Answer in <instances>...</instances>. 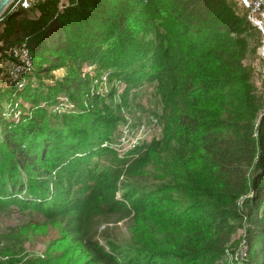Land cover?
I'll list each match as a JSON object with an SVG mask.
<instances>
[{
    "label": "trees",
    "instance_id": "16d2710c",
    "mask_svg": "<svg viewBox=\"0 0 264 264\" xmlns=\"http://www.w3.org/2000/svg\"><path fill=\"white\" fill-rule=\"evenodd\" d=\"M62 3L34 0L29 9L13 4L0 23V38L9 42L13 36L38 59L21 80L6 73L10 85L5 92L0 89V209L14 207L40 217L59 239L69 241L64 252L53 254L55 264H220L238 222L247 246L243 263L264 264V106L256 122L259 108L251 94L239 93L245 44L240 37L248 29L229 0ZM68 59L118 78L125 84L126 101L131 91L158 84L165 107L175 113L173 141L202 165L184 181L173 176L179 186L168 182L171 175L163 181L164 192L171 191L167 195L175 192L192 201L187 218L181 220L168 208L174 200H164L158 186L116 198L123 172H133L145 159L126 166L128 160L110 149L123 118L103 99L93 97L84 114L63 112L60 123L50 124L47 111L57 105L84 108L80 102L91 83L73 70L46 90L35 86L37 79L54 78L51 73ZM8 61H17L11 51ZM19 99L29 108L22 104L11 113ZM236 106L240 115L230 112L222 118L213 112ZM8 115L17 122H8ZM109 156L111 166L96 163ZM154 163L164 172L160 179L169 175L170 156L160 154ZM27 171L33 176L25 182ZM114 214L131 215L141 225L167 214L176 232L168 229L165 241L170 244L164 246L157 237L167 229L159 231L153 222L143 228L139 244L144 251L126 253L109 239L107 245L98 239L104 215ZM29 228L0 232V247L7 245L0 254L9 257L0 264L51 263L22 255Z\"/></svg>",
    "mask_w": 264,
    "mask_h": 264
},
{
    "label": "rangeland",
    "instance_id": "374dc122",
    "mask_svg": "<svg viewBox=\"0 0 264 264\" xmlns=\"http://www.w3.org/2000/svg\"><path fill=\"white\" fill-rule=\"evenodd\" d=\"M69 1L70 0H61L64 4H67ZM229 3L234 8V12L238 14L242 20V26H247L246 28L248 29L247 32L240 37L243 42L245 41V44L239 63L241 68L239 73L243 76L241 80L243 86H240L239 93L243 96L245 92L251 94L254 102L253 104L259 108L256 116V122H258L263 113L262 108L264 106V38L257 27L252 24V26H249L246 23L247 13L245 9L236 0H229ZM2 37L0 39H2ZM18 46L13 36L10 38L9 42H6V38L4 41L0 40V89H3V92L7 91L5 89L10 85L6 73H8L11 62H6V57H8L11 50L13 51ZM34 61L36 64L38 59ZM75 62L78 61L68 59L63 68L57 69L51 73V76L54 78L44 80L37 79L35 86L38 84L42 90H46L48 86H53L55 80H62L66 75L71 74L73 70L81 73L84 78L89 77L91 81L88 92L80 102L84 108L73 103L69 105L67 103L57 105L52 110L49 109V112L47 111L46 117L50 124L60 123L63 112L75 115L84 114L92 107L91 101L93 97L96 99H103L117 115L123 118L122 122L116 127L115 137L109 144L110 149L117 153L120 159L128 160L126 166H128V164H133L136 159H145L142 164H139L141 166H134L133 172H123L117 184L118 189L115 195L116 198L120 199L126 193H143L153 190L158 186L164 200H169L168 198L174 200V202L167 204L168 208L173 212L175 211V214H177L181 220L187 218L184 215L186 211H188V207L192 204V201L183 194L179 195L175 192L167 195L171 191L164 192L162 186L163 181L168 180V177L171 175L168 182L173 186H179L178 184H181L184 178H188L191 172L201 171L202 165L199 163L198 159H194L193 154L181 149V147L173 141L174 126L171 119L175 116V113H172L165 107L164 96L163 93L158 90V84H146L137 90L131 91L126 101L124 99L125 84L118 78L111 79L108 74L99 71L93 64L84 63L82 66ZM18 79L21 80L22 77ZM28 83L29 82L26 81L25 85H28ZM62 100L65 99L62 98ZM11 102L12 101H10V103L5 102L4 108L9 110ZM37 102L41 104V102ZM22 104L29 108L27 103L24 101L21 102L19 99L18 104H14L11 107V113L14 110L16 113V110L19 109ZM213 112L218 113L222 118H226L230 112L239 114L237 106L234 110L217 107ZM16 119L17 118L8 115L7 121L17 122L15 121ZM105 146L106 145H103V147ZM195 151L199 154L198 149H195ZM160 154H162L164 158L171 157L172 168H169V175L164 179H160L164 172L159 170L154 163ZM96 163L102 167H108L112 165V158H110V156L105 158L99 157ZM126 168L127 167H125V169ZM25 175L22 176V179L26 182V177L33 176V173L27 171ZM173 176H175L174 179L181 181L174 180ZM2 179L3 174L0 173V180ZM168 217L167 214H165L164 218L155 215L152 220L146 222V225H141L139 222L134 221L131 215H104L103 223L98 229V239L103 245H107V239H109V241L126 253H138L139 251H144L140 248L142 244H139L142 239L143 228H147L155 222L158 224L157 228L159 231L167 229L165 235H158L157 238L159 239V243L164 246H169L170 243H166L165 237L169 230L171 232H176V230L171 228L172 222L168 220ZM240 224L241 223L238 222L237 229L232 234L230 241L226 244L225 255H223L220 264H244L237 260L239 252L244 249L245 244L244 230L242 227L240 228ZM26 225L30 228L28 229L29 232L23 235L25 241L22 246L24 249L22 255L25 254L30 258L36 257L44 261L50 260V264H55V261H53V254L64 252L68 247L67 244L70 242L68 241L65 243L62 241V238L59 239L52 225L47 224L46 221L40 217L34 218V216H30L29 213H21L14 207L8 211H2L0 209L1 233H6L12 228ZM6 246L7 245H4L0 247V249H4ZM72 256L79 255L73 253ZM20 257L21 255H18L15 258ZM124 257L127 256L125 255ZM0 261H9V257L0 254ZM81 264H86V261H81Z\"/></svg>",
    "mask_w": 264,
    "mask_h": 264
},
{
    "label": "built area",
    "instance_id": "2783aa9c",
    "mask_svg": "<svg viewBox=\"0 0 264 264\" xmlns=\"http://www.w3.org/2000/svg\"><path fill=\"white\" fill-rule=\"evenodd\" d=\"M34 0H16L15 6H21L22 8L29 9L33 5ZM246 11L248 21L255 27H257L264 38V0H236ZM16 62H11L8 68L9 75L18 79L23 75L25 71H29L34 66V58L24 44L23 46H18L13 51L11 50ZM247 258V246L246 241L244 244V249L239 252L237 258L238 261L244 262Z\"/></svg>",
    "mask_w": 264,
    "mask_h": 264
},
{
    "label": "water",
    "instance_id": "95a60500",
    "mask_svg": "<svg viewBox=\"0 0 264 264\" xmlns=\"http://www.w3.org/2000/svg\"><path fill=\"white\" fill-rule=\"evenodd\" d=\"M16 0H0V23L6 18Z\"/></svg>",
    "mask_w": 264,
    "mask_h": 264
}]
</instances>
